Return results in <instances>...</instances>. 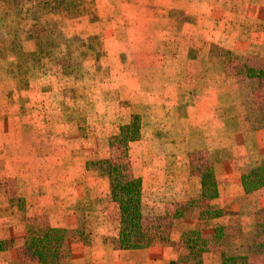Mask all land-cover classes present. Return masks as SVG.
<instances>
[{
  "label": "crops",
  "instance_id": "obj_1",
  "mask_svg": "<svg viewBox=\"0 0 264 264\" xmlns=\"http://www.w3.org/2000/svg\"><path fill=\"white\" fill-rule=\"evenodd\" d=\"M95 13L94 22L42 16L36 34L57 46L40 75L23 76L17 47L34 52L37 42L22 38L16 7L0 1V241L19 228L24 236L35 219L63 231L59 264H192L182 243L191 230L208 247L202 264L245 254L255 215L239 214L241 177L264 164V131L228 59L264 58V0H95ZM88 39L93 49L74 58L69 45ZM134 115L128 156L142 230L167 233L126 248L109 179L88 165L107 158L103 142ZM200 155L212 167V198L193 172ZM258 201L264 207V195ZM13 243L0 264H18L24 239Z\"/></svg>",
  "mask_w": 264,
  "mask_h": 264
},
{
  "label": "trees",
  "instance_id": "obj_2",
  "mask_svg": "<svg viewBox=\"0 0 264 264\" xmlns=\"http://www.w3.org/2000/svg\"><path fill=\"white\" fill-rule=\"evenodd\" d=\"M6 1V0H0ZM17 10V22L20 34H25L27 39L36 40V51L25 52L23 47H17L18 69L25 74L26 68L37 69L44 65L43 60L51 57L57 44L48 40V35L40 39L36 30L41 27L42 16L61 12L67 18L86 15L90 22L96 19L95 0H8ZM22 36V35H21ZM86 41L77 49L79 58H86L89 48ZM73 55V47L69 48ZM83 56V57H81ZM260 79L264 78V69L257 71ZM140 119L134 115L128 124L120 126L118 135L108 139V145L116 151H112L111 158L98 160L94 164H103L104 173L110 182L112 198L119 206L120 211V234L117 244L121 247L148 246L154 243L159 235H151L142 232L141 214V185L140 179L134 178L130 169L128 156L129 144L138 140ZM206 157V156H205ZM200 176L202 178V194L206 198L217 195L216 183L211 164L206 159ZM242 184L246 194L264 187V166L255 169L252 173L242 176ZM259 212L264 210L259 209ZM258 212V213H259ZM25 243L18 252V264H59V248L63 241L64 233L59 229H52L40 225L35 219H30L25 224ZM256 236H264V222L255 227ZM182 243L190 250L192 264H202L201 254L207 250L206 241L200 238L195 230H191L182 236ZM13 241H0V252L13 247ZM255 248V246L253 245ZM252 248V247H251ZM263 249V250H262ZM253 252V251H251ZM23 253V254H22ZM23 257H22V255ZM264 256V243L259 244V250L247 255L221 257L218 264H253L251 255ZM30 262H25L26 259Z\"/></svg>",
  "mask_w": 264,
  "mask_h": 264
},
{
  "label": "rangeland",
  "instance_id": "obj_3",
  "mask_svg": "<svg viewBox=\"0 0 264 264\" xmlns=\"http://www.w3.org/2000/svg\"><path fill=\"white\" fill-rule=\"evenodd\" d=\"M22 38H25V34L21 33ZM82 45V43H72L69 45V47H73V55L74 58L76 57V53H78V48ZM85 46L89 48V52L93 49V41L92 39H88L85 42ZM79 54V53H78ZM72 56L70 55V60L72 61ZM75 60V59H74ZM229 64V72H231V74H233V76H235V80L238 83V88L242 91H245V93L243 92V96L244 99L247 101V105H252V112H248L247 115L248 117H254L255 118V126L258 125L260 127V129L262 131H264V78L260 79L257 75V71L264 69V58L262 57H258V56H248V57H241V58H236V57H231L228 59ZM42 66H46V64L42 65ZM37 68V69H30V68H26L25 70L27 71L25 74H21L19 72V74L23 75V76H38L41 73V68ZM250 101V102H249ZM247 109V108H246ZM82 125V124H81ZM83 130H85V128H83ZM86 132V130L84 131ZM103 143H108L107 141H104ZM109 146V145H108ZM108 152H106V154L104 153L103 155H105V157L107 156L106 159H109L112 157L113 152L112 151H116V149L113 147L110 148V146L107 149ZM106 159H98V157H96L94 160L90 161L88 166H92L94 169H99L103 174L104 173V167L103 164L99 163L98 165L94 164V162H97L98 160H106ZM206 159L209 158L205 157L203 155L198 156L197 160H193L192 163L194 165L195 170H193L194 173H198L200 174L203 170V167L206 164ZM210 163V161H209ZM264 164L259 165L251 170H249L248 172H245L242 176L244 175H248L250 173H252L255 169L263 167ZM193 167V166H192ZM133 176V175H132ZM134 177V176H133ZM135 178V177H134ZM241 181H242V177H241ZM243 185V184H242ZM264 195V187L252 191L249 194H246V199L243 201H240L239 203V214L243 215V214H254L255 215V219H254V241L251 245H249L246 248V252L245 254H240V255H247L249 253H253L254 251H258L259 250V244L264 243V236H256L255 235V227L257 224L263 223L264 222V212H259V209L264 210V207H261L259 204L258 199L261 197L263 198ZM21 210V209H20ZM184 209H181V211ZM259 212V213H258ZM183 213V211H182ZM142 224V222H141ZM143 228V226H142ZM20 229V228H19ZM19 229H15L13 233V235H11V240L13 242H15V240L20 241L21 239L25 240V234L24 236L20 233L21 230ZM165 231V235L164 233H157V232H152V233H148L151 235H156L158 234L160 238H164L166 237V233H167V229H164ZM143 232V230H142ZM2 241V240H1ZM25 243V241H24ZM253 245L255 246V248L253 247ZM252 247V248H251ZM263 250V249H262ZM253 251V252H251ZM240 255H231V256H240ZM20 257V255H18ZM223 257V256H222ZM228 257V256H225ZM27 262V261H26ZM251 262H253V264H264V256L263 255H251Z\"/></svg>",
  "mask_w": 264,
  "mask_h": 264
}]
</instances>
